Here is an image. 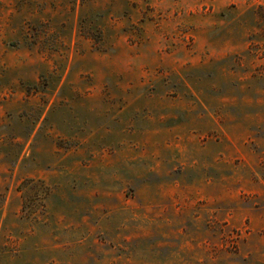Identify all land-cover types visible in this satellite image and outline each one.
I'll use <instances>...</instances> for the list:
<instances>
[{
  "label": "rangeland",
  "instance_id": "rangeland-1",
  "mask_svg": "<svg viewBox=\"0 0 264 264\" xmlns=\"http://www.w3.org/2000/svg\"><path fill=\"white\" fill-rule=\"evenodd\" d=\"M0 264H264V0H0Z\"/></svg>",
  "mask_w": 264,
  "mask_h": 264
}]
</instances>
